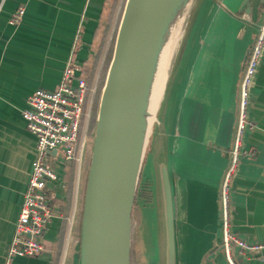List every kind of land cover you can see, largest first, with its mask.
<instances>
[{"label":"crops","instance_id":"0c3cea01","mask_svg":"<svg viewBox=\"0 0 264 264\" xmlns=\"http://www.w3.org/2000/svg\"><path fill=\"white\" fill-rule=\"evenodd\" d=\"M108 5L109 0H0V264L5 263L35 157V137L21 116L26 99L38 89L55 90L70 60L74 77L85 78ZM20 6L25 9L22 22L9 25ZM263 11L264 0L194 1L141 172V192L149 194V201L137 198L135 250L141 241L143 257L150 222L161 260L163 256L159 166L164 164L172 192L177 264H228L218 197L230 165L239 87ZM246 113L253 127L244 131L242 148H254L256 154L240 159L230 184L229 228L247 243L263 244L264 46ZM59 155L52 152L48 158L57 170ZM82 173L87 176L82 163L64 161L57 180L46 184L52 215L42 237L44 251L15 258L13 264H51L61 233V264L66 255L78 264L79 246L70 233L83 201ZM70 244L76 245L74 253ZM233 253L237 264H264V258L246 260L236 249Z\"/></svg>","mask_w":264,"mask_h":264},{"label":"water","instance_id":"95a60500","mask_svg":"<svg viewBox=\"0 0 264 264\" xmlns=\"http://www.w3.org/2000/svg\"><path fill=\"white\" fill-rule=\"evenodd\" d=\"M163 1L126 0L97 111L82 206L78 264H130L132 210L142 185L139 178L148 146L135 181L134 167L130 170L129 202L128 194L123 193V150L133 93ZM159 176L162 264H177L172 192L164 164L159 166Z\"/></svg>","mask_w":264,"mask_h":264},{"label":"built area","instance_id":"2783aa9c","mask_svg":"<svg viewBox=\"0 0 264 264\" xmlns=\"http://www.w3.org/2000/svg\"><path fill=\"white\" fill-rule=\"evenodd\" d=\"M24 7H18L9 18V25H19L24 17ZM264 46V11L254 44L248 55L239 87V110L230 152V165L219 190V212L222 227V246L228 264H237L233 250L246 260H263L264 243H247L237 238L229 228V190L240 159L254 158V148H242L244 131L253 124L247 118L249 89L256 74ZM89 89L83 77H74L71 60L66 64L55 90L38 89L26 99L21 112L27 130L35 137V157L15 223L13 237L4 264H13L15 258L37 257L43 251L42 237L52 212L46 193V184L57 180L48 165L52 152H60L63 161L82 163L85 135H81L90 112Z\"/></svg>","mask_w":264,"mask_h":264},{"label":"bare ground","instance_id":"6f19581e","mask_svg":"<svg viewBox=\"0 0 264 264\" xmlns=\"http://www.w3.org/2000/svg\"><path fill=\"white\" fill-rule=\"evenodd\" d=\"M193 4L194 0H164L150 39L132 97L123 150V193L128 194V202L132 194V188L129 190L130 170L134 167L135 181L151 133L160 123V109L168 77ZM150 166L146 169V174H149ZM147 229L148 246L152 243L150 233L155 241L151 250L155 253L153 264H158V261L160 264L162 260L158 255L157 236L151 222Z\"/></svg>","mask_w":264,"mask_h":264},{"label":"rangeland","instance_id":"374dc122","mask_svg":"<svg viewBox=\"0 0 264 264\" xmlns=\"http://www.w3.org/2000/svg\"><path fill=\"white\" fill-rule=\"evenodd\" d=\"M125 4H126V0H109V5L107 7L106 14L104 15V19L107 22L105 26L106 27L105 34L99 38L98 42L94 46L92 55L95 57H92V59L89 60L86 66L85 80L87 82L88 89L90 90L88 94V103H90V112H89V118H88L87 123H84L81 129V135L82 136L85 135V139H86L85 151H84L85 155H91L94 132H95V126L92 127L91 124H92V118H93V113H94L95 101L97 98L98 104L96 103L97 104L96 108L98 111L99 100H100L101 92L104 86L102 82L104 81L105 83V80H106L107 72L109 69L108 64H109V61H111L110 59H112V56H113L115 40H116L119 25L121 22V18L123 15V11L125 8ZM186 30H187V27L185 31ZM184 38H185V34L183 35L181 43L183 42ZM181 43H180V46H181ZM180 46H179V49H180ZM179 49H178V52H179ZM178 52L175 58H177ZM169 77H170V74H169ZM150 138L148 141L151 140ZM63 164H64L63 158L61 157V155H59V160H58V165L60 167L59 170H57L56 168H52L51 166L50 168H52V170L55 173L61 174ZM86 178L87 176H85V174L82 173L80 176V183H79V195L82 197V200L84 198ZM148 212L150 213L151 211H148ZM138 216H139L138 214L135 215V222H134L135 227L138 224ZM148 216H151V214ZM149 236L152 239L151 240L152 243H150L149 246L147 244L148 247L146 246V250H147L146 255H144V257L142 256V253H144V247H142L143 245L141 246V241L139 242L140 246L138 247V250H136V260L139 264L141 263L138 261V257L142 258L141 259L142 262H143V259L146 260L145 263H142V264H153L154 263L155 253L151 252V250H152V247L154 248L155 241L151 233ZM131 242H132V230H131ZM75 246L76 245L71 247V244H70V247H69L71 248V251L73 253L75 252ZM68 254H71L69 249H68Z\"/></svg>","mask_w":264,"mask_h":264},{"label":"trees","instance_id":"16d2710c","mask_svg":"<svg viewBox=\"0 0 264 264\" xmlns=\"http://www.w3.org/2000/svg\"><path fill=\"white\" fill-rule=\"evenodd\" d=\"M106 11H107V8H106ZM106 23L107 22L103 17L102 22L100 23V32H99L100 37H102L105 34ZM92 57H95V56L92 55L90 59H92ZM110 62L111 61H109V64H110ZM109 64H108V67H109ZM102 83L104 84V81ZM97 102L98 101L96 98L95 106H94V113H93V118H92V124H91L92 127L96 125V117H97L96 105L98 104ZM147 150H148V148H147ZM146 154H147V151H146ZM90 157H91V155H85L84 154V157L82 159V168L84 170H86L87 173H88V170L90 167ZM144 162H145V158L143 160V165H144ZM73 163H75V162H73ZM140 181H141V174H140V178H139V182ZM71 188L72 187L70 186V188L68 189V193H67L68 198L71 197ZM141 188H142V185H141L139 191H137V193H136L134 204H133V210H132V242H131V252H130V255H131L130 264H139L136 260V250H135L136 227H135V223H134L135 222V215L137 214V198L139 196H141L147 202L149 201V194L147 192H141ZM140 192H141V194H139ZM49 205H50V208L52 209L50 201H49ZM82 206H83V201L80 205V208L75 213V216H74L73 222H72L71 233H70V238L72 240H77L78 246L80 243ZM64 238H65L64 233H61L59 240L57 242L56 248L52 252V263L51 264H61L62 258H63ZM78 256H79V253H78ZM78 259H79V257H78ZM63 264H76V262H75L73 257L66 255L64 260H63Z\"/></svg>","mask_w":264,"mask_h":264}]
</instances>
